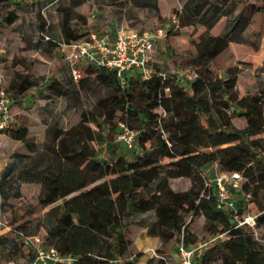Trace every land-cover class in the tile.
Instances as JSON below:
<instances>
[{"label": "trees", "instance_id": "obj_1", "mask_svg": "<svg viewBox=\"0 0 264 264\" xmlns=\"http://www.w3.org/2000/svg\"><path fill=\"white\" fill-rule=\"evenodd\" d=\"M180 6L173 10L177 23L166 35L198 23L211 30L222 17L229 18L223 32L200 34L194 51L184 59L197 73L194 80L175 72L163 78L159 74L163 71L154 69L147 79L126 74L121 85L114 69L84 65L86 77L74 81L69 70L67 81L46 85L47 98L73 95L74 109L79 111L76 123L63 127L55 121L48 142L40 145L31 141L26 126L11 122L4 130L24 143L27 152L14 153L0 174V198L19 197L21 183H37V208L47 207L41 217L16 225L7 248L18 250L19 232L32 234L25 227L42 224V244L72 255L73 264H134L137 258L128 259L131 226L145 228L162 245L177 239L190 247L197 244L195 238L190 239L191 224L202 216L209 239L223 236L203 246L193 264H264V138H254L264 134V83L256 92L240 95L237 65L228 66L223 74L212 69L213 61L231 42L247 39L258 47L259 31L250 37L246 31L264 3L181 0ZM64 14L59 35L38 14L43 22L38 25L41 34L49 37L42 44L48 51L60 41L69 43L85 36L71 27L67 9ZM5 20L11 23L16 18L11 12ZM21 63L23 71H15L6 86L10 98L37 85L27 65ZM90 76L107 89V95H97L92 109L84 111L80 92ZM234 118L244 119L245 125L236 127ZM119 124L136 131L131 148L120 141L132 157L126 153L100 157L99 147L108 140L104 129L111 125L120 133ZM220 146H224L223 154L215 157L213 150ZM215 163L218 172H238L242 177L240 188L233 193L234 211L219 202L213 184H206L203 170ZM175 178L192 180L198 193L174 190L170 180ZM248 203L258 210L253 214L254 224L238 225ZM183 206L190 211H182ZM156 262L168 264L163 255Z\"/></svg>", "mask_w": 264, "mask_h": 264}, {"label": "rangeland", "instance_id": "obj_2", "mask_svg": "<svg viewBox=\"0 0 264 264\" xmlns=\"http://www.w3.org/2000/svg\"><path fill=\"white\" fill-rule=\"evenodd\" d=\"M6 1L7 3L0 4V76L4 78L5 86H8L13 79L14 72L23 71L20 68L21 61H24L31 71L37 85L21 96L15 97L11 94V122L19 126H26L31 141L38 145L48 142L49 129L55 121L63 127H68L79 120V111L74 109V99L70 92L63 98L54 96L47 98L49 93L46 85L55 80L67 81L69 69L63 60L61 50L53 48L52 51H48L42 46L44 38L38 26L42 21L38 14L56 35L60 34L61 21L66 9L71 13V27L79 33H85V36L94 33L100 37L105 35L113 37L116 29L120 26L150 33L162 29L164 36L154 42L151 64L153 69L168 74L188 68L184 59L194 51L200 34H219L227 28L229 23L228 17H222L211 30H207L198 23L195 26L178 28L176 32H173V35H166V30L177 23L173 10L181 8V0ZM246 1L264 3L263 0ZM11 12L16 18V22L14 25H6L5 17ZM6 26L10 27L7 28V33L3 31ZM258 31L260 33L258 47L251 45L247 39L244 43L231 42L228 48L212 63V69L219 74H223L224 70L231 65H237L240 68L237 81L240 95L252 94L264 83V8L254 15L253 22L246 34L250 37L252 32ZM83 66H79L80 75L86 77L85 71L82 70ZM188 86L187 84L186 87ZM194 86L195 84L191 85L180 94ZM80 94L81 109L90 111L96 101V96L99 94L106 96L107 89L97 83L93 76H90L85 90H81ZM68 107L70 108L68 109ZM234 125L242 128L245 121L242 118H234ZM104 134L107 135L108 140L99 147L100 157L106 158L115 153H126L132 157V151L125 149L118 140L117 129L108 125L104 129ZM254 138H264V134H258ZM223 148L224 146L214 148V156L218 157L223 154ZM16 152L26 153L25 144L10 138L4 131L0 137V174L3 171L1 168L3 169L4 163H9ZM210 170L205 171L209 178L218 173L217 166H213ZM170 186L174 190H189L191 193L199 191L194 182L186 178L172 179ZM39 189L40 185L37 183H21L19 197L10 194L7 199H4L3 196L0 198V219L6 223V226L0 225V241H4L1 242L3 245L0 244V264L6 262L7 255L17 262H23L26 258L27 250L21 243L18 250L13 247L7 248L6 245L15 236L17 224L28 223L41 217L47 209V207L37 208L35 196ZM190 209L188 206L181 208L184 212L190 211ZM257 211L253 203H248L243 215H253ZM203 221V217L199 216L191 224L190 239L195 238L193 241L197 244L213 242L203 231ZM25 228L32 234L43 235L42 224H35L33 227L27 225ZM140 231V228L134 225L131 226L128 233L131 242L128 259L137 258L134 260V264H157L156 259L161 255L168 264H182L181 257L177 253L180 240L172 239L165 245L157 244L153 238L142 236ZM261 231L260 228L257 233ZM16 239L18 241L19 238L16 237ZM146 247L149 250L143 251ZM139 251L142 255L134 256ZM214 264H221V262L217 261Z\"/></svg>", "mask_w": 264, "mask_h": 264}, {"label": "built area", "instance_id": "obj_3", "mask_svg": "<svg viewBox=\"0 0 264 264\" xmlns=\"http://www.w3.org/2000/svg\"><path fill=\"white\" fill-rule=\"evenodd\" d=\"M164 32L162 29L154 33L148 31H138L134 28L120 26L116 29L113 37L97 36L94 33L86 35L78 40L71 42H58V49L63 54V60L68 64L71 76L74 81L79 79V66L94 65L114 69L120 80V84L125 83L126 74H135L143 79L149 78L154 69L151 64L154 42L162 38ZM44 40L49 37L43 34ZM179 77L192 81L196 78L195 70L185 68L175 72ZM165 78L166 72H159ZM12 110L10 94L6 90L4 78L0 76V137L7 126L11 123ZM121 130L118 134V140L127 148L134 144L136 131L120 125ZM217 166V164H214ZM242 177L238 172H218L213 178L206 181L207 185L213 184L216 196L219 202L231 210H235L234 191L240 188ZM255 215H243V219L238 225L246 223L250 226L254 224ZM0 225L6 226L4 220L0 219ZM19 242L27 249V256L23 262H17L13 259H7L4 264H73L75 258L72 255L64 254L53 246H44L40 235L23 234L19 232ZM219 235L210 239L222 237ZM206 243H198L190 247L183 245L180 241L177 246V253L181 257L182 264H193V257L199 254Z\"/></svg>", "mask_w": 264, "mask_h": 264}, {"label": "crops", "instance_id": "obj_4", "mask_svg": "<svg viewBox=\"0 0 264 264\" xmlns=\"http://www.w3.org/2000/svg\"><path fill=\"white\" fill-rule=\"evenodd\" d=\"M5 3H7V1L5 2ZM4 3V4H5ZM0 4H2V3H0ZM15 20L13 21V22H11V23H9V22H7L6 21V25H14L15 24ZM7 28H10V27H8V26H6V28H3L2 30L3 31H5L6 33L8 32V29ZM42 36H43V34H41ZM212 35H217V34H212ZM233 124H234V119H233ZM8 162H6V163H4V167H3V169L5 168V166H6V164H7ZM213 166H215L214 164H210V165H207L205 168H204V174L206 175V176H208L206 173H205V171H208V170H210V169H212L213 168ZM2 168H1V170H3ZM211 171V170H210ZM210 171H209V174H210ZM2 173V172H1ZM214 176H212L211 178H213ZM208 179H211V178H209V177H207ZM137 227H139L140 228V234L142 235V236H144V237H147V236H149V237H151V238H153L154 239V241L158 244V243H161V240L157 237V236H153V235H149V234H147L146 233V230H145V228H143V227H140V226H137ZM130 246H131V244H130ZM27 250V249H26ZM145 250H149V248L148 247H146V248H144V250L143 251H145ZM140 252V251H139ZM26 256H27V253H26Z\"/></svg>", "mask_w": 264, "mask_h": 264}]
</instances>
